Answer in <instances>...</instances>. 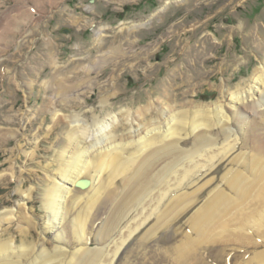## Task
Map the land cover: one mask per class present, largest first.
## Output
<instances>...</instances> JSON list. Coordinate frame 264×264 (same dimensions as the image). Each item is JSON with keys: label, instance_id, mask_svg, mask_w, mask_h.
<instances>
[{"label": "rangeland", "instance_id": "obj_1", "mask_svg": "<svg viewBox=\"0 0 264 264\" xmlns=\"http://www.w3.org/2000/svg\"><path fill=\"white\" fill-rule=\"evenodd\" d=\"M263 66L264 0H0V222L13 218L1 223L0 240H11L17 248L32 245L35 257L41 248L51 252L60 245L64 260L56 264H67L83 246L86 252L97 251L83 264H121L127 245L136 250L148 238L137 240L136 234L128 239L122 218L114 233L104 235L110 212L94 229L87 224V244L76 235L71 246L55 240L60 230L45 207L46 191L55 181L71 187L58 171L61 160L74 161L68 131L75 125L82 131L94 116L105 121L102 126L114 116L140 117L137 112L145 106L152 112L146 114L149 119L170 103L178 111L191 110L192 103L213 112L224 103V94L254 85L255 70ZM223 118L211 121L210 133L204 127L195 133L214 138L219 146L230 140L239 147L238 127ZM82 132L80 143L89 137ZM256 145L253 151L245 149L252 154L248 162L253 156L264 160V142ZM203 154L195 164L210 166L215 154ZM261 166L258 174L264 177ZM254 170L251 163L239 170L248 178L245 202L257 195ZM153 173L150 178L158 171ZM207 186L208 192L218 188ZM150 204L143 201L147 211H142L150 213ZM193 212L184 217L185 224L195 220ZM188 229L180 234H191ZM140 247L139 261H132L130 253L123 264H144L148 248Z\"/></svg>", "mask_w": 264, "mask_h": 264}, {"label": "bare ground", "instance_id": "obj_2", "mask_svg": "<svg viewBox=\"0 0 264 264\" xmlns=\"http://www.w3.org/2000/svg\"><path fill=\"white\" fill-rule=\"evenodd\" d=\"M253 81L254 85L248 89L239 87L228 96L224 94V103H219L213 112L190 102L191 110L178 111L170 103L164 112H156L159 116L151 119L146 114L152 112L145 106L137 112L140 117L125 120L114 116L108 119L110 124L102 126L105 121L94 116L92 121L84 122V128L81 126L83 132L80 125H75L68 131L74 161L61 160L58 169L61 180L71 187L55 181L46 191L45 207L51 211L57 231L60 230L56 242L71 246L72 237L76 235L87 244L90 240L87 224L94 229L96 222L102 216L108 217L110 212L112 218L109 216L105 222L104 235L114 233L119 225L117 219L122 218L126 231L130 232L128 239L136 234L137 240L148 238L140 244L148 248L149 257L144 264H264V177L258 174L264 160L253 156V161L248 162L252 154L249 156L245 151L249 148L253 151L257 143L264 142V66L255 70ZM213 115L218 119L224 117L228 124L238 127L239 147L230 140L219 146V141H212L214 138L195 133L202 127L210 133ZM119 129L126 132L118 135ZM228 130L234 131L232 127ZM81 132L89 137L80 143ZM3 136L0 133L1 139ZM90 137L92 140L83 147ZM204 151L215 154L209 156L213 161L210 166L195 164L205 156ZM250 163L257 172L254 184L258 190L253 201L245 202L250 193L246 184L248 178L239 170L246 169ZM156 170L162 174L158 176ZM222 171L226 172L224 176L220 175ZM151 173L155 174L154 178H150ZM94 176L99 177V181L94 180ZM83 180L89 183L88 187L81 182ZM213 183L217 190L208 192L207 185ZM143 201L151 203L150 213L142 211ZM202 201V208L194 211ZM192 212L195 220L185 224L184 217ZM2 219L0 227L13 218ZM187 225L191 234H180ZM139 231L143 232L142 237ZM155 233H158L156 240ZM1 240L0 264H56L64 260L65 249L60 245L51 252L41 248L35 257L32 245L17 248L11 240ZM127 246L122 252L121 264L125 257L130 258V253L132 261L141 254L140 246L136 250L134 246L131 249L132 245ZM86 249L80 247L65 262L83 264L96 258V250L86 252Z\"/></svg>", "mask_w": 264, "mask_h": 264}]
</instances>
